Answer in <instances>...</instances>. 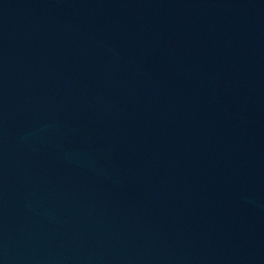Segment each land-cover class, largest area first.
Listing matches in <instances>:
<instances>
[{
	"label": "water",
	"instance_id": "1",
	"mask_svg": "<svg viewBox=\"0 0 264 264\" xmlns=\"http://www.w3.org/2000/svg\"><path fill=\"white\" fill-rule=\"evenodd\" d=\"M0 264H264V0H0Z\"/></svg>",
	"mask_w": 264,
	"mask_h": 264
}]
</instances>
